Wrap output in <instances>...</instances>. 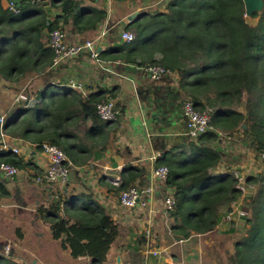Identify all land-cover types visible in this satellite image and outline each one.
<instances>
[{
  "label": "trees",
  "instance_id": "obj_1",
  "mask_svg": "<svg viewBox=\"0 0 264 264\" xmlns=\"http://www.w3.org/2000/svg\"><path fill=\"white\" fill-rule=\"evenodd\" d=\"M81 5V0H22L13 12L0 4V27L8 26L0 32L3 37L10 35L14 21V43L0 52V78L21 89L31 78L51 69L54 54L46 39L53 29L65 30L68 22L79 34L101 29L107 10ZM54 10L61 12L50 20L48 15ZM247 18L244 0H172L166 11L139 12L125 28L134 40L100 52V58L140 68L161 66L177 73L186 97L199 111L211 115L213 131L161 160L160 166L169 169L165 185L175 190L170 229L183 240L216 230L222 210L242 196L234 176L215 177L214 170L222 163L215 149L219 133L232 136L244 127L261 172L248 178L247 186L256 189L248 203L251 219L246 236L235 243L230 262L264 264V9L253 14L256 25ZM112 97L113 93L107 97L105 92L83 95L68 90L32 105L22 102L18 108L21 118L14 120L10 113L5 132L14 138L16 124L17 137L39 146L55 145L81 166L95 149L106 148L110 132L115 130L97 112V105ZM0 163L26 166L23 158L5 151H0ZM139 174L140 170L128 167L115 192L121 195L135 187ZM65 187L56 191L57 198L47 207L39 208L42 222L73 259L108 264L123 227L93 194L79 186ZM4 197V193L0 195V201ZM0 264L18 263L0 258Z\"/></svg>",
  "mask_w": 264,
  "mask_h": 264
},
{
  "label": "crops",
  "instance_id": "obj_2",
  "mask_svg": "<svg viewBox=\"0 0 264 264\" xmlns=\"http://www.w3.org/2000/svg\"><path fill=\"white\" fill-rule=\"evenodd\" d=\"M81 1V8L107 10L108 17L101 29L88 30L83 34L76 33L72 23L68 22L64 30L67 40L70 43L96 40L102 30L105 27L110 28L112 24L107 35L96 42L100 52L118 43H125L121 36L123 32H127L125 28L131 22L132 15L137 16L139 12L154 14L157 11H166L168 7V3L152 6L157 0H130L125 3L113 2V0ZM0 4L3 8H8L13 12L14 7L17 6L11 0H1ZM21 4L22 0L19 2V5ZM60 12L54 10L48 18L53 20ZM10 25L9 36L3 37L0 34V52H5L6 48L10 49L11 44L14 43V32H12L14 21ZM1 26L2 28L8 27L5 24ZM2 28L0 27V32ZM49 33L46 39L47 47H49ZM70 80L82 82L86 95L90 92H105L107 97L114 94V98L110 99L114 102L117 119L113 122H106L115 128L110 132L108 145L105 149L102 147L95 149L93 156L86 164L78 166L71 161L75 166L74 182L71 186H79L85 192L93 194L114 220L123 227L120 238L109 253L108 264H152V260L161 261L160 264H217L209 255V249L213 244L209 243L205 237L218 232L224 233L225 230L220 227L222 220L217 229L213 230L214 232L211 231L212 233L197 235L187 240L175 236L170 229L169 215L164 213V199L167 191L175 190L168 188L164 181L157 180L153 174L154 170L162 165L161 160L167 154L169 155L175 149H183L191 141L186 135L183 112V104L188 98L180 89L179 75L171 72L161 81H154L136 65L103 61L100 55L99 62H97L90 54L85 53L77 56L69 65L61 67L60 70L48 68L44 75L31 78L21 89L15 88L14 84L0 78V113L6 119L10 113H14V120L21 118L18 115V108L22 104V101L18 100L20 94H26L29 97L26 105H32L40 98L48 99L46 92L49 89L46 92L43 91L49 86H52L55 94L57 91L62 93L64 90H69ZM18 122L17 120L16 123ZM15 125L14 138L6 133L5 141L9 142L10 146L20 149L21 153L17 156L23 158L26 166L19 167L20 174L12 180L6 179L0 172V195L4 193V198H7L15 191L17 195L23 196L27 194L26 187H31L36 189L44 200L43 204L37 203L47 207L45 202L49 204L54 201L57 198L54 195L56 191L64 190L66 187L58 184L48 186L34 183V178L47 168V158L39 144L16 136ZM242 129L232 136L219 133L220 140L215 144V149L221 155L222 163L214 170L215 177L230 175L232 171L241 168L240 160L244 158L236 157L239 152L238 144L242 140L248 143V138L243 135L244 127ZM1 144L0 136V147ZM154 158H156L155 161ZM112 160H115V163ZM128 167H134L141 172L133 186L151 190L147 208L127 210L120 204V193L115 192L118 185L114 182L116 178L122 182V173ZM112 172L118 173L113 177ZM22 202H25L23 205L26 206L25 198ZM151 211L154 213L152 214ZM228 212L229 208L226 213ZM191 240L199 244L196 252H192ZM4 249L7 253L11 250V248L6 250V247ZM189 255L194 259H190ZM0 258H6L14 263V260L2 253H0ZM196 258L206 260V262H195ZM75 261H87L90 264L87 258L75 259ZM220 263L221 261L218 262Z\"/></svg>",
  "mask_w": 264,
  "mask_h": 264
},
{
  "label": "rangeland",
  "instance_id": "obj_3",
  "mask_svg": "<svg viewBox=\"0 0 264 264\" xmlns=\"http://www.w3.org/2000/svg\"><path fill=\"white\" fill-rule=\"evenodd\" d=\"M247 21L254 26L258 19L247 18ZM111 28L112 24L110 28L107 27V33ZM53 91V88L49 89L48 99L55 94ZM65 91L68 90L62 92ZM243 135L248 138V143L246 144V141L241 139L242 141L238 144L239 152L236 156L244 158L240 160L241 168L236 169L237 174L243 177L240 183V188L243 190L242 199L240 198L238 202L230 205L228 213H226L228 208L222 210V225L220 227L225 232L209 234L205 237L209 243L213 244L209 249V255L217 264L219 261H221L220 264H231L230 255L234 253L235 243L247 234L251 219L248 203L251 197L256 194V189L251 184L248 187L245 184L248 182V178L261 172V164L257 163L256 153L249 148V137L244 133ZM117 173L112 172L111 174L114 177ZM26 190L27 194L23 196L17 195L14 191V194L1 200L0 253L18 264H89L87 261L76 262L69 252L61 248L60 242L53 239L49 225L40 220L38 212L41 206L37 202L43 204L44 200L36 189L26 187ZM23 198L27 200L26 206L23 205L25 203L22 202ZM45 205L48 203L45 202ZM159 229L162 230V228ZM190 243L192 252H196L199 244H195L192 240ZM2 246L6 247V250H10V248L11 250H8L7 253ZM188 257L194 259L191 255ZM194 261L206 262L200 258H196ZM160 263L161 261L152 260V264Z\"/></svg>",
  "mask_w": 264,
  "mask_h": 264
},
{
  "label": "built area",
  "instance_id": "obj_4",
  "mask_svg": "<svg viewBox=\"0 0 264 264\" xmlns=\"http://www.w3.org/2000/svg\"><path fill=\"white\" fill-rule=\"evenodd\" d=\"M170 0H157L152 6L165 5ZM14 5L12 4V7ZM107 35V27L98 35L96 40H85L82 42L70 43L67 40V34L62 29H53L49 33V48L54 54L52 68L60 70L61 67L69 65L73 59L81 54H90L97 62H99L100 51L96 42L103 39ZM134 35L131 32H123L121 39L125 42L134 40ZM145 74L154 81H161L171 74V71L161 66H150L140 68ZM69 91L80 92L86 95L82 82L70 80ZM19 101L24 103L29 102L26 94L22 93L18 97ZM97 112L103 122H113L117 119L115 105L113 100H105L97 105ZM183 112L186 122V135L191 141H198L202 136L213 131L211 126V115L208 112H201L197 109L195 103L187 99L183 104ZM6 117L0 113V136L2 138L1 151H9L15 155L21 153L20 149L15 146H10L9 142L5 141L7 137L5 132ZM41 151L45 154L48 162L47 168L34 178V183L38 185H62L67 186L73 183L75 174V166L68 156L57 146L44 143L40 146ZM154 161L156 158L153 159ZM0 172L3 176L12 180L20 174V169L12 164L0 163ZM154 177L159 181L166 182L169 176V169L166 166H159L154 170ZM231 175L237 180L236 188L243 192L240 188V183L243 177H240L236 171H232ZM115 185H119L120 179L116 178ZM247 185V183L245 184ZM248 187V186H247ZM150 189L142 187H132L120 195V204L127 210H136L137 208H147L150 199ZM242 197V196H241ZM244 200V199H243ZM176 207L175 191H167L164 199V213L171 214ZM152 214L154 213L151 211ZM156 254V253H154Z\"/></svg>",
  "mask_w": 264,
  "mask_h": 264
},
{
  "label": "water",
  "instance_id": "obj_5",
  "mask_svg": "<svg viewBox=\"0 0 264 264\" xmlns=\"http://www.w3.org/2000/svg\"><path fill=\"white\" fill-rule=\"evenodd\" d=\"M11 2L14 5H17L18 7L20 0H11ZM245 3V9H246V17L252 18L253 14L260 13L264 9V1L263 0H244ZM136 14L132 15L130 18V21L135 18ZM113 163H115V160H112ZM116 165V164H115Z\"/></svg>",
  "mask_w": 264,
  "mask_h": 264
}]
</instances>
